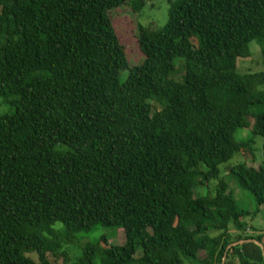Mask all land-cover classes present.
Instances as JSON below:
<instances>
[{"label": "trees", "instance_id": "obj_1", "mask_svg": "<svg viewBox=\"0 0 264 264\" xmlns=\"http://www.w3.org/2000/svg\"><path fill=\"white\" fill-rule=\"evenodd\" d=\"M147 1L0 0V264H53L98 225L124 243L101 234L62 264H221L264 245L221 177L264 206V160L228 163L257 136L264 155V0L171 1L130 66L110 12ZM252 41L263 68L239 73ZM230 258L264 264L255 242Z\"/></svg>", "mask_w": 264, "mask_h": 264}, {"label": "rangeland", "instance_id": "obj_2", "mask_svg": "<svg viewBox=\"0 0 264 264\" xmlns=\"http://www.w3.org/2000/svg\"><path fill=\"white\" fill-rule=\"evenodd\" d=\"M171 1L176 0H149L144 4L143 9L140 11H133L130 2H126L119 7L113 9L110 12L112 25L119 36L120 42L124 45V49L129 61V65L133 66L143 61L144 56L138 45L137 36L140 26L150 27V29L160 28L167 17L168 7ZM250 56L245 58H239L237 62V72L247 73L260 71L262 66V55L254 41L250 43ZM128 70L124 69L120 72V79L123 80L127 75ZM156 108L159 104L155 101ZM14 109L9 104L0 103V115L4 113H10ZM253 110L264 111V106H257ZM247 120L252 121V116L248 115ZM250 136V127L238 129L236 136L246 137ZM263 138L260 136L254 137L252 144V154L254 162H251V151L248 149H242L240 154L231 158L228 163L233 164L237 161H247L253 165H257L264 160L262 152ZM223 168V165L221 166ZM221 177L229 184L230 189L233 191L234 198L238 201L240 206L250 213L244 216L243 220L246 221L250 232L264 233V206H260L258 212L253 215V211L256 209V204L253 197L249 192L239 188L237 180L234 176L222 172ZM215 182H210L209 191H212ZM196 194H207V188L197 187ZM216 231H210L211 235H215ZM104 234L109 236V243L122 244L125 241V236L122 228L103 227L98 225L93 231L88 233H79L76 235V241L74 243H63V247L58 250L57 254L48 253L47 258L53 264H62L63 256L62 251L66 252V256L71 260H74L80 255V247L84 243L94 242L98 237ZM141 255V248H138L135 257ZM200 256L203 257L204 253L200 252ZM35 258V257H34ZM231 264H238L235 258H230ZM226 260V259H225Z\"/></svg>", "mask_w": 264, "mask_h": 264}, {"label": "water", "instance_id": "obj_3", "mask_svg": "<svg viewBox=\"0 0 264 264\" xmlns=\"http://www.w3.org/2000/svg\"><path fill=\"white\" fill-rule=\"evenodd\" d=\"M244 242H255L256 244H258V245L260 246V248H261L262 255H263V258H264V245H263L260 241H258V240H256V239H246V240H239V241H237V242H234V243L230 244V245L227 247L226 251L224 252V255H223V258H222L221 264H224V261H225V259H226V255H227V250H228V248H229L230 246L236 245V244H238V243L241 244V243H244Z\"/></svg>", "mask_w": 264, "mask_h": 264}]
</instances>
